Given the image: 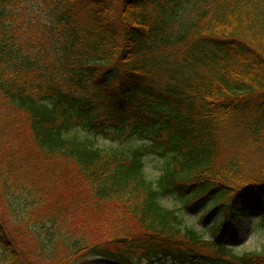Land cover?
Returning a JSON list of instances; mask_svg holds the SVG:
<instances>
[{"label":"trees","instance_id":"obj_1","mask_svg":"<svg viewBox=\"0 0 264 264\" xmlns=\"http://www.w3.org/2000/svg\"><path fill=\"white\" fill-rule=\"evenodd\" d=\"M249 214L264 234V0H0V264H264L225 245Z\"/></svg>","mask_w":264,"mask_h":264},{"label":"rangeland","instance_id":"obj_2","mask_svg":"<svg viewBox=\"0 0 264 264\" xmlns=\"http://www.w3.org/2000/svg\"><path fill=\"white\" fill-rule=\"evenodd\" d=\"M41 14V13H40ZM97 144L103 149V150H112L116 149L118 147L120 148H130V147H138L140 145V142H133V141H127V143H112L109 140H97ZM145 162L147 163L146 168L149 173H153L154 176H157V172L159 171V168L162 164V160L158 159L156 156H149L145 159ZM161 203L166 205L170 208L175 209H181L182 204L181 201L177 199L175 196H162ZM183 218L185 219V223L187 226L196 228L197 230L201 231L205 237V244L206 245H199L198 250L202 255L205 256H214L218 251L216 247L209 245L212 240V236L210 235L209 230L206 228L203 224V219L205 217V211L203 209L201 210H195L193 212H189L187 210H184ZM10 218V216H9ZM8 218V220H9ZM249 222L243 220L245 223L243 227L240 230V235L237 239H235L234 236L231 234L228 235L226 238L225 245L227 249L232 251L233 254L240 256L244 253H250V251H257L261 252L262 249H264V234L254 229V215L249 214ZM221 222L220 218H212L209 222V226L214 224H219ZM128 226L130 228H137V224L135 221L130 219L128 222ZM34 230V229H33ZM138 230V229H137ZM32 232V231H30ZM16 241L20 244V248L23 251V254L31 258L28 254V251H31L32 249H29L28 244L30 242V237H28V233L26 229H23L19 232H16ZM19 235V236H18ZM208 244V245H207ZM228 259V257H227ZM146 264V263H143ZM168 264H172V262H169Z\"/></svg>","mask_w":264,"mask_h":264}]
</instances>
